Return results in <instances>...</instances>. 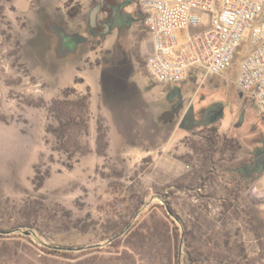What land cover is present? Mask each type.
I'll return each instance as SVG.
<instances>
[{
    "label": "rangeland",
    "instance_id": "rangeland-1",
    "mask_svg": "<svg viewBox=\"0 0 264 264\" xmlns=\"http://www.w3.org/2000/svg\"><path fill=\"white\" fill-rule=\"evenodd\" d=\"M102 1L0 0V264H264V110L234 86L249 32L221 77L162 88L136 0L108 1L107 30ZM99 68L119 79L95 94ZM66 92L85 124L57 122Z\"/></svg>",
    "mask_w": 264,
    "mask_h": 264
},
{
    "label": "built area",
    "instance_id": "built-area-1",
    "mask_svg": "<svg viewBox=\"0 0 264 264\" xmlns=\"http://www.w3.org/2000/svg\"><path fill=\"white\" fill-rule=\"evenodd\" d=\"M150 51L148 79L165 88L190 76L221 77L249 32L236 90L264 110V0H136ZM255 24H258L256 26ZM252 194L264 199V174Z\"/></svg>",
    "mask_w": 264,
    "mask_h": 264
},
{
    "label": "trees",
    "instance_id": "trees-1",
    "mask_svg": "<svg viewBox=\"0 0 264 264\" xmlns=\"http://www.w3.org/2000/svg\"><path fill=\"white\" fill-rule=\"evenodd\" d=\"M109 1V0H108ZM109 4V3H108ZM105 11V10H104ZM111 13L110 11H108V14L109 16H111ZM70 16V14H68ZM128 25V23H127ZM70 92H66L63 96V100L62 101H54L52 106H57V111L60 115H65V113H67L68 115L65 116L66 119H65V123L62 122L60 120V117L57 118V122L59 123L60 127L61 128H67L71 125L74 124V120L72 117H71V114L74 112V109L78 106L80 108V110L82 109V111H84V117L82 116L80 118L81 122L85 124V122H87V110H88V96H81L80 98H77L79 100H77V102H69L67 99H68V96ZM74 94V92H72ZM83 114V113H82ZM61 117H64V116H61ZM85 119V120H84ZM184 123H185V118L181 121V123L179 124V128L181 130H189L188 128H185L184 127ZM64 132L61 133V136L64 135L63 134ZM102 140L103 139V136H102V128L100 125L97 124V140Z\"/></svg>",
    "mask_w": 264,
    "mask_h": 264
},
{
    "label": "flooded vegetation",
    "instance_id": "flooded-vegetation-1",
    "mask_svg": "<svg viewBox=\"0 0 264 264\" xmlns=\"http://www.w3.org/2000/svg\"><path fill=\"white\" fill-rule=\"evenodd\" d=\"M102 7H103V10H105L104 13L106 14V17L102 21V25H103L104 30H107V28L109 26L113 25V24L116 25V26H120L121 22L118 19H117L118 21L115 20L116 11H115V9L113 8V6L111 4H108V0H103L102 1ZM96 9H97V13H98L99 12V8H96ZM108 11L112 12L111 16H109ZM95 28H96V26H95V24H93L91 30H94ZM93 35H95V34H93ZM68 38L69 37H64L63 39L68 41ZM71 40L74 43H76L77 42V37L76 38L74 37Z\"/></svg>",
    "mask_w": 264,
    "mask_h": 264
},
{
    "label": "crops",
    "instance_id": "crops-1",
    "mask_svg": "<svg viewBox=\"0 0 264 264\" xmlns=\"http://www.w3.org/2000/svg\"><path fill=\"white\" fill-rule=\"evenodd\" d=\"M149 47H150V45H149ZM98 74H99V78H98ZM86 78H85V80L88 81V79H86ZM88 78H90L89 80H92L94 82V84H90V82H87V84L89 86L92 85L91 87L93 88V90H95V94L102 92V90H101V88H103L102 83H103V81L105 79L106 80L107 79L108 80H114V81L115 80L117 81V79H119L117 75H115V74L112 75V73H110L109 71L108 72L107 71L103 72V70L100 69V68L96 70V72L93 74L92 77L88 76ZM206 87L207 88H211V87H208V86H205L203 88H206ZM212 88L215 89L213 86H212Z\"/></svg>",
    "mask_w": 264,
    "mask_h": 264
},
{
    "label": "water",
    "instance_id": "water-1",
    "mask_svg": "<svg viewBox=\"0 0 264 264\" xmlns=\"http://www.w3.org/2000/svg\"><path fill=\"white\" fill-rule=\"evenodd\" d=\"M96 14H97V9H94V10L92 11V13H91V17H90V21H91L92 25L94 24V20H95V16H96ZM28 235H29L28 232H25V233H24V236H28ZM118 237H119V236L113 238V240L116 239V238H118Z\"/></svg>",
    "mask_w": 264,
    "mask_h": 264
}]
</instances>
